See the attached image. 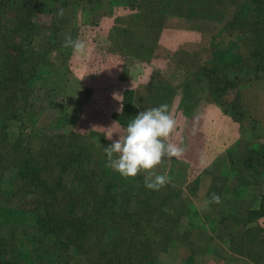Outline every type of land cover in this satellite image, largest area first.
I'll list each match as a JSON object with an SVG mask.
<instances>
[{
  "label": "trees",
  "instance_id": "trees-1",
  "mask_svg": "<svg viewBox=\"0 0 264 264\" xmlns=\"http://www.w3.org/2000/svg\"><path fill=\"white\" fill-rule=\"evenodd\" d=\"M226 1L220 6L223 0H125L122 5L113 0H0V164L11 170V189L0 203L7 210L35 215L28 226L0 221V264H158L161 252L193 245L191 234L200 223L186 191L172 183L149 190L144 174L121 177L107 166L104 149L112 141L103 132H78L77 117L68 113L54 120L52 132L26 130L37 108L31 101L33 82L39 81L52 108L60 109L70 75L69 67L51 59L52 48L38 50L32 38L44 28L55 49L68 51L61 40L82 8L90 25L112 17L107 49L147 60L174 18L219 25L207 48L182 45L168 57L164 71L153 70L146 83L130 91L117 120L127 126L140 111L162 104L169 112L176 105L185 116L196 114L204 103L227 113L223 97L257 81L264 71V0ZM40 14H48L50 22H38ZM230 27L237 31L230 32ZM250 144L240 158L261 179L264 144ZM194 182L187 187L190 193L197 187ZM228 216L223 212L220 220ZM19 233L26 240L18 239ZM251 242L242 235L236 241L238 252ZM262 244L256 251H244L256 264H264ZM11 254L17 259L9 258Z\"/></svg>",
  "mask_w": 264,
  "mask_h": 264
},
{
  "label": "rangeland",
  "instance_id": "rangeland-1",
  "mask_svg": "<svg viewBox=\"0 0 264 264\" xmlns=\"http://www.w3.org/2000/svg\"><path fill=\"white\" fill-rule=\"evenodd\" d=\"M105 1L107 2L109 0ZM113 1L114 3H120L121 5L125 4V0ZM225 5H227V1L223 0V3H220V6ZM198 10H200V7ZM197 13L198 12L195 14ZM218 15L221 16L219 13ZM50 19L51 18L48 14H40L36 16V20L42 24H48ZM76 19L75 24L70 29L72 32H66L62 37V45L64 44L66 36L71 35V37L74 38V32L77 34L75 40L82 41L83 44L86 45L91 43L95 38H98L95 25H90L88 23L89 21L86 10L79 8ZM186 23V25L189 26L186 28H193L191 22ZM201 27L202 30L204 29L207 31H202L201 42H186L184 43L185 45L188 43H198L202 47L207 48L211 32H217L221 26L212 24L209 26L203 25ZM235 29V27L229 28L230 32H236L237 30ZM231 40L229 44H231ZM32 45L38 50L52 48L51 59H53L58 66L66 65V67L70 68L75 62L70 58L72 55L70 51L61 52L55 49L56 47H54L51 42L50 34L44 28L41 29L37 35L33 36ZM81 60H77L76 62L82 64ZM65 81L68 90L65 94L63 93L64 107L60 109L52 108L51 101L47 99L48 92L46 88H40L38 86L40 83L39 81L33 82V85H36L31 96V101L37 108L36 114L32 117L31 124H29L26 129L28 132L34 130L36 127L46 128L51 132L54 131L55 129L51 128V124L63 113H68L70 116L74 115L78 118L82 110V100L84 99L83 97L85 93L82 89L81 83L74 77L71 69L69 78L65 79ZM253 84L259 85L248 91L247 87ZM241 90H244L243 92L246 93L245 102L243 103L245 104V107H248L249 109L241 108ZM223 99L225 107L228 109L227 113L232 117V122L236 125V129L240 134L238 142L230 149L231 156L234 159V166L231 167L229 164L230 157L228 152L227 154H220L218 158H216V164L211 167L212 169L209 171V175L207 174L203 176L202 180L197 183L196 190L194 191L195 195L194 192L190 193L188 190H185L188 194V198H190L193 208L197 210L196 219L198 218L197 221L200 223L198 226L199 228L191 234L190 240L193 245L190 247L173 246L171 249H168V251L161 252L158 255V264H256L247 257L244 251H256L263 246L264 177H261V179L255 178L249 169L243 167V158L241 159L240 157H243L244 154L246 156L247 153L245 150L250 147L251 142L256 143V145L264 144V71L261 72L260 78L257 81H250L244 83L239 89L230 90ZM74 129L78 132L84 133V129L79 126L77 120L74 124ZM208 168H210V166ZM10 171L9 167L6 168V163L0 164L2 192V194H0V201L6 202V192L11 189V184L8 180ZM232 173H235L238 179L242 180L240 184H237L235 180L229 177ZM225 187V190L230 189L233 192L235 190L237 194H240V198L235 200V196H230L231 194L229 196L226 195V197H222V199L220 198L221 202L219 204L213 203L209 206L208 210H202L203 201L210 199L206 196L208 190L219 188L220 190H216L215 192L220 193ZM233 205H239L241 211L236 213L237 208H234ZM223 212H227L232 216H228L226 220H220V216ZM10 220L20 221L28 226L34 224L35 215L19 210H7L6 207L0 203V221L5 222ZM222 223L225 224L222 225ZM209 228L212 229V234L209 231ZM2 230L6 231L8 229L5 227ZM20 231L21 229L19 232ZM211 235H214V237ZM242 235L245 236V238L248 237L252 240L250 243L252 246L244 247L242 253H240L238 252L239 250H237L236 241L242 239ZM25 237V235L20 233L17 235L18 239L26 240ZM225 242H227V246L224 245ZM231 247L235 250H231L234 254H230L233 256L228 260L225 256L226 253H228L227 248L230 250ZM257 252H259V250ZM189 256H192L193 258L191 261H189ZM235 256L242 258L244 262H235ZM8 257L17 259L15 254H11Z\"/></svg>",
  "mask_w": 264,
  "mask_h": 264
},
{
  "label": "crops",
  "instance_id": "crops-1",
  "mask_svg": "<svg viewBox=\"0 0 264 264\" xmlns=\"http://www.w3.org/2000/svg\"><path fill=\"white\" fill-rule=\"evenodd\" d=\"M186 22H191L193 28H186L189 27ZM112 24V17H101L95 26L98 38L88 45L84 44L82 53H74L72 49H67L72 53L71 60L75 61L70 69L81 83L84 93L88 94L82 100V110L77 123L84 129L83 132L95 129L103 132L106 137L112 135V140H115L119 135L124 134L127 127L122 125L117 117L122 115L125 99L130 91H136L140 85L146 83L153 70L164 71L168 65V57L184 43L201 42L203 30L201 21L174 18L163 28L158 47L155 48L153 54L147 60H143L107 49L106 37ZM74 34L73 39L75 40L77 34L76 32ZM77 60H81L82 64L76 62ZM258 85L248 86V91ZM243 91L241 90L240 93V105L241 108L249 109L243 103L246 97ZM178 98L177 96V101ZM170 114L177 121L176 131L170 138L171 142L177 144L182 142V145L186 147V152L179 159L165 158L157 172L169 176L170 183L187 190L188 185L193 186L194 181L197 180L199 183L203 176L209 175L211 167L216 164V158L220 154H227L238 142L240 134L232 122V117L214 103H204L192 116L183 115L174 105ZM229 177L237 184L242 182L235 173ZM225 189L226 187L220 193L215 192L220 190L219 188L208 190L206 196L210 198L212 193H216L221 199L230 194V196H235V200L240 198V194H237L235 190L233 192ZM195 190L196 188L193 191ZM233 206L237 208L236 213L241 211L239 205ZM211 230L209 228L210 232ZM211 236L214 237V235ZM227 252L225 257L230 260L233 256L230 254L234 253L228 248ZM234 259L238 263L244 262L237 256Z\"/></svg>",
  "mask_w": 264,
  "mask_h": 264
},
{
  "label": "clouds",
  "instance_id": "clouds-1",
  "mask_svg": "<svg viewBox=\"0 0 264 264\" xmlns=\"http://www.w3.org/2000/svg\"><path fill=\"white\" fill-rule=\"evenodd\" d=\"M63 15V10L58 16ZM63 47L71 48L74 53H82L84 44L74 40L71 35L65 37ZM177 121L170 114L168 105L140 111L128 124L123 135L112 140L105 147L107 166L125 179H134L140 174L145 175V187L159 191L170 183V177L159 174L157 169L165 158H181L186 147L171 142L172 134L176 131ZM220 197L212 193L210 199L203 201L202 210H208L213 203L219 204Z\"/></svg>",
  "mask_w": 264,
  "mask_h": 264
}]
</instances>
